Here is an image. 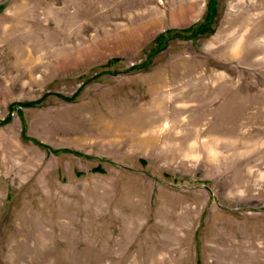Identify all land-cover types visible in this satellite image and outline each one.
<instances>
[{
    "label": "rangeland",
    "instance_id": "1",
    "mask_svg": "<svg viewBox=\"0 0 264 264\" xmlns=\"http://www.w3.org/2000/svg\"><path fill=\"white\" fill-rule=\"evenodd\" d=\"M211 4L0 0V264H264V0Z\"/></svg>",
    "mask_w": 264,
    "mask_h": 264
},
{
    "label": "trees",
    "instance_id": "2",
    "mask_svg": "<svg viewBox=\"0 0 264 264\" xmlns=\"http://www.w3.org/2000/svg\"><path fill=\"white\" fill-rule=\"evenodd\" d=\"M210 9H211V12L209 13V15H208V17H207V21H208V24H205V25H201L199 28H197V29H195V28H189V29H186V30H180L178 33H177V35L178 36H182V35H185L186 36V34H188V33H190V35L191 36H193L194 38L196 37V36H198V34H204V33H206V32H209V33H212L213 32V29H212V24L216 21V17H217V9L215 8V0H213V4H211L210 5ZM169 35H173L174 33H168ZM168 35V36H169ZM160 38L161 37H157L156 39H155V43H157L158 44V46L160 47V45H162V44H164V43H162L161 41H160ZM162 47H164L163 45L160 47V48H162ZM157 51V50H156ZM114 61V60H113ZM117 60L115 59V62H116ZM38 104H40V101H36V102H28V103H22V104H13L12 106H11V108H10V110H11V112H14L15 110H17V108L19 107V106H21V107H33V106H35V105H38ZM19 110V109H18ZM19 112V111H18ZM11 120V115H9L8 117H7V119H5V121H3L2 123L4 124V123H8L9 121ZM24 135L23 136H25V130H24V133H23ZM33 142H35V144H38L39 145V141H37V140H35L34 139V141ZM40 145H42V144H40ZM42 146H44V145H42ZM44 147H46V146H44ZM96 171H98V172H100V168H98V169H95Z\"/></svg>",
    "mask_w": 264,
    "mask_h": 264
},
{
    "label": "bare ground",
    "instance_id": "3",
    "mask_svg": "<svg viewBox=\"0 0 264 264\" xmlns=\"http://www.w3.org/2000/svg\"><path fill=\"white\" fill-rule=\"evenodd\" d=\"M164 113H166V112H164ZM160 116H161V115L157 116L156 120H158V121L161 120V119H160ZM162 116H163V115H162ZM165 116H166V114H165ZM167 117H168V116H167Z\"/></svg>",
    "mask_w": 264,
    "mask_h": 264
}]
</instances>
